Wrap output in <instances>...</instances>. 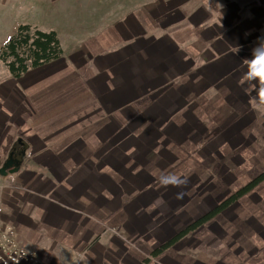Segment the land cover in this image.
<instances>
[{
  "label": "crops",
  "instance_id": "1",
  "mask_svg": "<svg viewBox=\"0 0 264 264\" xmlns=\"http://www.w3.org/2000/svg\"><path fill=\"white\" fill-rule=\"evenodd\" d=\"M229 6L224 26L182 7L72 43L49 31L61 58L17 79L0 61V220L18 246L42 264H264V183L228 218L189 224L264 171V105L245 77L264 0Z\"/></svg>",
  "mask_w": 264,
  "mask_h": 264
},
{
  "label": "rangeland",
  "instance_id": "2",
  "mask_svg": "<svg viewBox=\"0 0 264 264\" xmlns=\"http://www.w3.org/2000/svg\"><path fill=\"white\" fill-rule=\"evenodd\" d=\"M229 2L230 0H13L12 12L7 11L6 19L0 20V41L7 38L9 40L11 36L16 34L19 26L30 25L32 28L42 32L53 30L62 32L63 40L72 43L73 37H68L70 35L69 32L71 33L70 30H101L106 25L112 27L116 22L124 21L128 18L132 19L133 17H136L134 18L135 25H137L138 21L143 22L148 18L154 22L152 14L161 15L158 14L157 9L162 11V15L168 11L175 10L177 11L176 13L180 14L182 7L189 15L197 12L199 22L200 17H203V24L210 27L224 26L225 24H230L231 13L229 9L231 7ZM199 9H205L207 15H205L203 10L201 14L198 13ZM2 16H4V12H2ZM149 24L152 25L150 22ZM200 25H202V22H200ZM263 173L264 171L255 175L251 181ZM261 183H264V179L256 186ZM231 203L219 212L222 217L228 218V212L235 207L234 205L229 207ZM195 223L197 224V222ZM195 223L189 224L197 227L198 225L196 226ZM125 238L133 245L135 244L131 237L125 236ZM162 244L165 243L162 242ZM134 248L137 249L136 245Z\"/></svg>",
  "mask_w": 264,
  "mask_h": 264
},
{
  "label": "trees",
  "instance_id": "3",
  "mask_svg": "<svg viewBox=\"0 0 264 264\" xmlns=\"http://www.w3.org/2000/svg\"><path fill=\"white\" fill-rule=\"evenodd\" d=\"M62 56V49L55 32H42L30 25H21L0 49V61L8 68L14 79L23 76L29 69H37L51 62L57 61ZM264 179V173L253 181L247 183L235 195L220 206H216L209 214L199 219L196 226L203 224L217 213L221 212L229 203L236 201L247 194ZM195 226H192V229ZM169 243L162 244L157 252L166 248Z\"/></svg>",
  "mask_w": 264,
  "mask_h": 264
},
{
  "label": "built area",
  "instance_id": "4",
  "mask_svg": "<svg viewBox=\"0 0 264 264\" xmlns=\"http://www.w3.org/2000/svg\"><path fill=\"white\" fill-rule=\"evenodd\" d=\"M5 186L0 184V215L2 212V192ZM105 232H109L126 243V245L133 247L132 243L121 236L117 231L111 227L105 226ZM0 264H42L38 255L34 252L28 251L15 242L14 234L11 230L5 229L0 220Z\"/></svg>",
  "mask_w": 264,
  "mask_h": 264
},
{
  "label": "clouds",
  "instance_id": "5",
  "mask_svg": "<svg viewBox=\"0 0 264 264\" xmlns=\"http://www.w3.org/2000/svg\"><path fill=\"white\" fill-rule=\"evenodd\" d=\"M220 15L222 18L221 12ZM237 50L239 51V47H237ZM245 77L247 80L256 82L259 85L257 95L252 97V102L256 103L258 107L264 105V37L258 38L252 48L251 56L247 59Z\"/></svg>",
  "mask_w": 264,
  "mask_h": 264
},
{
  "label": "water",
  "instance_id": "6",
  "mask_svg": "<svg viewBox=\"0 0 264 264\" xmlns=\"http://www.w3.org/2000/svg\"><path fill=\"white\" fill-rule=\"evenodd\" d=\"M10 163V162H9ZM11 164H5L2 169H1V172H5V170L10 166Z\"/></svg>",
  "mask_w": 264,
  "mask_h": 264
}]
</instances>
